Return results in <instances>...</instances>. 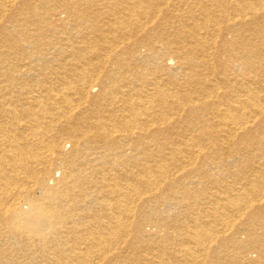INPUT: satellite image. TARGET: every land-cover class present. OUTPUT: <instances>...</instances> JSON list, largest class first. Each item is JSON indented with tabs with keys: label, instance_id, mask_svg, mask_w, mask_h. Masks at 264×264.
<instances>
[{
	"label": "bare ground",
	"instance_id": "1",
	"mask_svg": "<svg viewBox=\"0 0 264 264\" xmlns=\"http://www.w3.org/2000/svg\"><path fill=\"white\" fill-rule=\"evenodd\" d=\"M0 264H264V0H0Z\"/></svg>",
	"mask_w": 264,
	"mask_h": 264
}]
</instances>
